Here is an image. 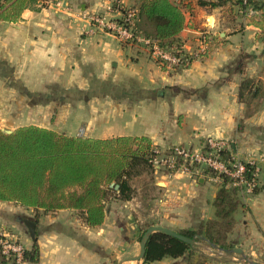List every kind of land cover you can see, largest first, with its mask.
Masks as SVG:
<instances>
[{
	"label": "crops",
	"instance_id": "0c3cea01",
	"mask_svg": "<svg viewBox=\"0 0 264 264\" xmlns=\"http://www.w3.org/2000/svg\"><path fill=\"white\" fill-rule=\"evenodd\" d=\"M139 1L40 0L23 10L17 22L0 21V121L16 95L6 80L21 78L27 81L24 87L29 96L46 94L49 86L60 85L65 90L76 86L80 95L90 99L87 104L93 100L87 129L101 120L104 129L100 136L88 137H147L160 151L177 145L198 148L208 138L225 140L236 159H253L259 167L258 191L242 201L244 209L235 213L239 223L230 240L244 256H264V38L253 24L255 14L248 9L240 15L230 3L211 8L190 0L177 40L183 52L190 54L198 48L200 33L207 32L212 36L211 48L207 55L175 71L162 69L140 43H122L100 29L90 31L87 15L113 16L109 8L128 9ZM241 58L243 73L237 70ZM5 68L13 70L3 73ZM244 77L260 89L248 106L239 99ZM249 111L252 114L247 116ZM98 112L103 116L97 117ZM15 128L10 126L11 131ZM156 176L160 196L152 211L158 208L164 213L150 226L178 232L212 219L217 186L203 171ZM128 201L124 207L141 208ZM6 203V207L0 205V231L29 250L33 241L23 220L35 223L34 212ZM64 212L73 211L60 210L57 217L45 216L35 223L38 263L21 264H96V229L106 224L109 210L103 224L92 228L77 218L61 219ZM209 259L211 264H227ZM152 264H185V260Z\"/></svg>",
	"mask_w": 264,
	"mask_h": 264
},
{
	"label": "trees",
	"instance_id": "16d2710c",
	"mask_svg": "<svg viewBox=\"0 0 264 264\" xmlns=\"http://www.w3.org/2000/svg\"><path fill=\"white\" fill-rule=\"evenodd\" d=\"M39 1L0 0V21L17 22L23 10ZM195 1L198 6L211 8L230 3L241 15L250 9L256 18L253 24L259 27L264 38V1ZM128 9L135 11L133 22L138 34L157 40L163 48L181 47L177 36L185 27V12L190 10V0H140ZM126 10L120 8L122 14ZM206 37L209 49L205 55L212 42L211 34ZM185 58L189 63L193 60L191 55H185ZM243 60L241 58L237 64V70L241 73ZM161 68L166 67L162 65ZM178 69L181 67L172 70ZM259 95L260 89L251 79L244 77L239 87L241 102L248 106L250 99ZM251 114L247 112V116ZM156 150L147 137L101 139L68 136L35 125L18 127L10 134L0 131V202H11L32 210L35 223L40 214L68 209L75 212L76 218L84 226L99 227L105 220L109 202L132 198L131 179L147 173L153 175L151 161L156 156ZM219 155L225 160L230 158L231 153L220 152ZM251 170L246 165L247 177H250ZM203 175L209 178L214 173L205 169ZM220 178L222 182L216 184L217 192L212 203V219L201 222L196 229L178 233L224 251L234 248L227 237L239 223L234 215L241 208L244 209V204L237 188L225 187L228 178L221 175ZM111 183L114 184L112 187ZM257 191L255 188L253 194ZM149 226L141 232L139 240ZM195 255L198 259L193 260ZM183 257L186 258L185 264L212 263L195 247L162 233L151 235L142 262L152 264ZM38 260L39 247L35 241L29 250H24L22 262L38 263ZM0 264H14V261L0 253Z\"/></svg>",
	"mask_w": 264,
	"mask_h": 264
},
{
	"label": "rangeland",
	"instance_id": "374dc122",
	"mask_svg": "<svg viewBox=\"0 0 264 264\" xmlns=\"http://www.w3.org/2000/svg\"><path fill=\"white\" fill-rule=\"evenodd\" d=\"M245 14L246 12L242 15ZM240 18H244V16H240ZM12 70L11 68L9 70L5 68L2 72ZM26 82L21 78L6 80V85L14 88L16 95L10 100L11 104H14L8 105L9 109H5L3 112V117H1L0 121L1 129L10 130V126L18 128L40 123L49 130L68 136L98 137L100 133L102 134L104 129L102 120L97 126L87 129L86 121L92 113L91 108L93 105L91 103H93V100L90 101V104H87L90 99L88 96L80 95L76 86H70L69 90H65L60 85L49 86L46 94L29 96L27 95V88L24 87ZM35 106H37V110L36 108L34 110ZM64 107H69L70 111L63 112ZM102 114L98 112L96 116L102 117ZM8 120H12L11 124H7ZM99 131L100 133H98ZM156 178L157 176L154 177V173L153 175L147 173L130 180L129 183L133 193L132 198L128 202H132L133 207H135V203L140 205L141 208L139 210L136 207H124L123 204L126 201L113 200L107 204L110 214L106 224L101 227L102 231L96 229V264H143L142 260L138 262L127 260L137 254L141 232L151 223L159 222V216L164 213L158 211V208L156 209L157 211H152V206L156 204L160 196L156 191L157 185L154 184L157 180ZM0 205L6 207L8 203L0 202ZM56 212L40 214L37 223L43 220L45 216L57 217ZM62 215L61 219L63 220L69 217L76 218L74 211L64 212ZM33 216H35L34 213ZM119 228H123L126 232L120 231ZM107 237H109L108 241L105 242ZM227 238L230 240L231 234ZM195 243L197 252L207 258L209 256L215 257L216 261H227V264H247L243 259L246 258L248 260L256 259L264 264V256L242 257L230 254V258H227L225 252L212 248L206 242L198 241ZM182 259L185 260L186 258L183 257ZM196 259H198L197 255L194 256L193 260ZM232 259L234 260L232 261Z\"/></svg>",
	"mask_w": 264,
	"mask_h": 264
},
{
	"label": "built area",
	"instance_id": "2783aa9c",
	"mask_svg": "<svg viewBox=\"0 0 264 264\" xmlns=\"http://www.w3.org/2000/svg\"><path fill=\"white\" fill-rule=\"evenodd\" d=\"M183 0H175L182 2ZM113 16L89 14L85 17L90 31L100 29L113 35L122 43H140L155 59L158 65L167 69L182 68L189 64L185 55H191L193 60L199 59L209 49L207 32H201L198 39V48L195 52L185 54L182 48H163L159 42L152 38L138 34L134 28L133 17L135 11L127 9L122 14L119 6L109 8ZM220 152L231 153L230 158L222 159ZM154 173L171 172H199L208 169L214 173L209 180L214 184L222 182L221 176L228 178L225 187L238 189L242 201H246L258 185L259 167L253 159L238 160L231 152L230 145L223 139L208 138L198 148L177 145L167 150H156V156L151 161ZM246 165L250 166V177L246 176ZM25 248L16 240L0 231V253L14 264H21Z\"/></svg>",
	"mask_w": 264,
	"mask_h": 264
},
{
	"label": "water",
	"instance_id": "95a60500",
	"mask_svg": "<svg viewBox=\"0 0 264 264\" xmlns=\"http://www.w3.org/2000/svg\"><path fill=\"white\" fill-rule=\"evenodd\" d=\"M0 131L4 134H10L12 131L11 130H8V129H1L0 128ZM114 184L111 183L110 184V187H112ZM115 188H117V186H115ZM23 223L27 229V232H28V235L30 237V239L35 242L36 241V238H35V235H36V225L33 221L31 220H27V219H24L23 220ZM154 233H162L166 236H170L172 238H175V239H178L188 245H190L191 247H195L196 243L193 239H190L176 231H173L171 229H168L166 227H162V226H149L145 232L142 234L141 238H140V241H139V247H138V252L136 255L132 256L131 258H129L127 261H132V262H138V261H141L143 260V257L145 255V248H146V244L149 240V238L151 237L152 234ZM212 248H215L216 250H220L214 246H211ZM222 251V250H221ZM223 252H225L226 254H236V255H239V256H242L244 257L243 255V251L240 249V248H232L230 250H224ZM244 261L247 263V264H258L257 262L253 261V260H248L246 258H243Z\"/></svg>",
	"mask_w": 264,
	"mask_h": 264
}]
</instances>
